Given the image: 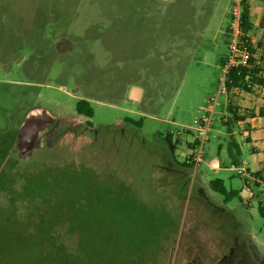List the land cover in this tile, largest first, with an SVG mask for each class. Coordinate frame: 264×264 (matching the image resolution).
<instances>
[{
  "label": "rangeland",
  "instance_id": "obj_1",
  "mask_svg": "<svg viewBox=\"0 0 264 264\" xmlns=\"http://www.w3.org/2000/svg\"><path fill=\"white\" fill-rule=\"evenodd\" d=\"M238 5L0 0V264H215L223 255L251 264L235 242L240 231L264 252V217L249 198L262 188L239 175L242 165L232 169L220 124L225 101L241 98L218 96L196 168L182 164L196 132L174 135V154L160 139L193 126L217 96ZM136 87L139 101L130 97ZM79 97L96 131L58 143L48 134L41 146L37 132L33 145L20 140L32 111L75 114ZM235 141L254 170L250 147L239 134ZM215 179L238 194L226 201Z\"/></svg>",
  "mask_w": 264,
  "mask_h": 264
},
{
  "label": "trees",
  "instance_id": "obj_2",
  "mask_svg": "<svg viewBox=\"0 0 264 264\" xmlns=\"http://www.w3.org/2000/svg\"><path fill=\"white\" fill-rule=\"evenodd\" d=\"M251 1L252 0H239V15H238V42L239 45L243 48L249 50L252 54V57L246 66H238L230 69L227 74L225 85L227 88V94H230L232 91H246L251 92L252 88L255 86H264V78L262 77L263 68L259 65V63L254 58L255 51L252 48L250 34L253 31L254 25L251 22ZM264 1V0H261ZM237 17L232 16V20L235 21ZM232 28V27H230ZM230 30V29H229ZM228 59V58H227ZM227 59L223 61V64L227 62ZM79 111L84 113L88 117H93L94 111L90 109L89 111L85 110V107L80 105ZM227 114L222 116L220 119V124L224 128V132L226 134V140H228V157L231 159L232 166L235 168L240 167L242 165V161L239 160L240 151L237 147L235 141V132L238 128V124L245 120V115L239 113V108L233 103H228L227 106ZM130 123L137 127H141L142 122H133L130 120ZM174 135L169 131L160 136V139L164 141L169 149V151L174 154L177 150L178 140L174 139ZM9 145L12 147L17 141V134H13L8 136ZM249 142V139H246ZM198 144V141H194L189 143L188 147L190 150H193L195 146ZM221 145H219L218 153H220ZM4 152L1 151V154ZM193 155L187 157L186 161L182 164L189 168H193ZM263 171H258L256 173H251L255 179H259L264 183ZM240 175V174H239ZM211 186L217 192L223 194L225 196L226 201L230 199L231 196H236L237 191H231L227 193L222 179H215L211 181ZM254 186L259 187V184L256 182ZM259 193L257 192V196ZM259 204V212L262 217H264V203L261 199L258 200Z\"/></svg>",
  "mask_w": 264,
  "mask_h": 264
},
{
  "label": "crops",
  "instance_id": "obj_3",
  "mask_svg": "<svg viewBox=\"0 0 264 264\" xmlns=\"http://www.w3.org/2000/svg\"><path fill=\"white\" fill-rule=\"evenodd\" d=\"M250 14L251 22L254 25L253 31L250 34L252 48L255 51L254 58L261 68H263L262 77L264 78V1L255 0L253 2L252 0ZM230 94L237 95L241 99H238L237 102H232V99L225 101V112L223 116L227 114L226 110L229 102L239 108L240 114L245 115V120L238 124L235 134L241 135L244 138L243 144L250 147L255 168L251 170L248 163L244 160L242 161L241 167L245 168L250 174L263 171L264 176V86H255L251 92L234 90ZM246 139H249V142ZM234 168L232 166V169ZM248 179L249 184H251L252 180L253 185L257 182L259 187L262 188L258 192L259 197L256 192L251 190L249 194L250 200L264 198V183L254 177L252 179L248 177Z\"/></svg>",
  "mask_w": 264,
  "mask_h": 264
},
{
  "label": "flooded vegetation",
  "instance_id": "obj_4",
  "mask_svg": "<svg viewBox=\"0 0 264 264\" xmlns=\"http://www.w3.org/2000/svg\"><path fill=\"white\" fill-rule=\"evenodd\" d=\"M63 39L62 37L59 40ZM62 42H56L57 49H61ZM78 102L76 104V113H64L63 115H55L51 114V112H43V111H32L35 119H31L29 124H34L37 129V139L40 141L39 146L43 145L46 142V135H53L54 142L58 143L62 138L67 135H73L76 137L83 136L85 132H93L96 131V127L90 121L91 117L86 116L84 113L79 111V106L82 105L85 107L86 111L93 109L89 103L88 98H78ZM67 114V115H65ZM83 117L85 120L82 122L79 121H70L76 117ZM82 124L84 127L82 128ZM82 128V129H81ZM117 131V129H116ZM22 141H24L25 145L30 146L33 145L30 139L29 129L25 130L21 135ZM235 235L241 236L239 240H235L237 246L242 250H245L250 257L251 264H264V252L260 251L258 247L253 243L252 239L248 237L245 232H236ZM235 249V245L233 247ZM233 249V250H234ZM227 256L223 255L219 259H217L215 264H228L226 261Z\"/></svg>",
  "mask_w": 264,
  "mask_h": 264
},
{
  "label": "built area",
  "instance_id": "obj_5",
  "mask_svg": "<svg viewBox=\"0 0 264 264\" xmlns=\"http://www.w3.org/2000/svg\"><path fill=\"white\" fill-rule=\"evenodd\" d=\"M238 15H239V10L237 14V18L235 19V28H234V40L230 48V55L227 59V62L224 65L223 68V78L221 81V85L219 88V91L217 93L216 97H213L209 99V106L207 108H204L201 112V115L198 116L194 122L193 126H182L180 130L177 132L174 131H169L173 135H176L179 137L180 135L184 134H194L196 132L195 141H198V144L195 146L193 150H190V155H193V162H194V167L196 168L197 166L200 165V163L203 161L204 158V145L205 142H207L209 132L211 130V127L213 125V122L215 121V113H216V108L218 105V96L221 94H227V88L225 85L226 77L230 69L238 67V66H246L248 65L252 54L249 50L246 48H243L242 46L239 45L238 42ZM209 166L217 170L220 168L221 164L219 160H213L209 162ZM236 169V168H234ZM238 173L239 174H244L247 172L245 168H238Z\"/></svg>",
  "mask_w": 264,
  "mask_h": 264
},
{
  "label": "water",
  "instance_id": "obj_6",
  "mask_svg": "<svg viewBox=\"0 0 264 264\" xmlns=\"http://www.w3.org/2000/svg\"><path fill=\"white\" fill-rule=\"evenodd\" d=\"M141 93H142V90L140 88L136 87L133 89L130 97L133 101H139L140 97H141ZM27 129H29L30 139H31L33 134L37 132L36 126L34 124H27V125L23 126L21 128V131H20L21 135ZM20 140H22L21 137H20ZM31 142H32V140H31Z\"/></svg>",
  "mask_w": 264,
  "mask_h": 264
}]
</instances>
